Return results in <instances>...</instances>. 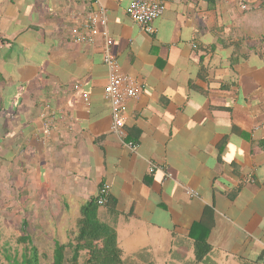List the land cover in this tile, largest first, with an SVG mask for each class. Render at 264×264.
<instances>
[{
  "label": "crops",
  "instance_id": "crops-1",
  "mask_svg": "<svg viewBox=\"0 0 264 264\" xmlns=\"http://www.w3.org/2000/svg\"><path fill=\"white\" fill-rule=\"evenodd\" d=\"M131 1L100 0L110 52L142 86L121 105L120 139L102 95L103 40H71L93 1L0 0L10 198L72 232L107 185L96 216L122 263L264 264V0H166L152 35L127 17ZM195 239L209 249L200 262Z\"/></svg>",
  "mask_w": 264,
  "mask_h": 264
},
{
  "label": "built area",
  "instance_id": "built-area-1",
  "mask_svg": "<svg viewBox=\"0 0 264 264\" xmlns=\"http://www.w3.org/2000/svg\"><path fill=\"white\" fill-rule=\"evenodd\" d=\"M92 1L97 7L85 16L80 27H73L71 29V40L75 43L89 45H92L97 37L103 40L102 64L106 68L107 77L102 95L110 108V132L122 139L124 133L122 131L123 117L121 105L127 100H135L139 96L142 86L121 72L116 58L110 52L111 40L106 31L107 20L105 12L100 6V0ZM165 1L166 0H133L127 6L125 13L142 32L147 35H152L154 33L152 22L163 14L165 10ZM241 8L244 10L245 6ZM81 98L84 104L88 103L87 96L83 95ZM44 127H51L49 120H45ZM127 147L134 150V146L130 143L127 144ZM154 171L162 174L165 179L168 178L161 168L150 166L148 172L153 173ZM184 191L190 198L197 196L196 192L191 189L185 188ZM108 196V186L101 185L95 197L96 206L104 207L108 201Z\"/></svg>",
  "mask_w": 264,
  "mask_h": 264
},
{
  "label": "rangeland",
  "instance_id": "rangeland-1",
  "mask_svg": "<svg viewBox=\"0 0 264 264\" xmlns=\"http://www.w3.org/2000/svg\"><path fill=\"white\" fill-rule=\"evenodd\" d=\"M4 162L0 159V264H22V256L28 255L30 246L36 249L37 264H51L53 244L70 240L73 231H69V227L72 228L73 224H66L63 230L59 217L35 211L31 213L29 209L22 208L21 199H11L6 190ZM21 238L27 241L21 242ZM80 255L79 264H82L85 253ZM66 256L69 258V251ZM28 257L32 258V255Z\"/></svg>",
  "mask_w": 264,
  "mask_h": 264
},
{
  "label": "trees",
  "instance_id": "trees-1",
  "mask_svg": "<svg viewBox=\"0 0 264 264\" xmlns=\"http://www.w3.org/2000/svg\"><path fill=\"white\" fill-rule=\"evenodd\" d=\"M96 209L95 199L81 207L75 231L72 232L73 237L65 245L53 246L51 264H79L82 252L86 256L82 264H123L116 246L114 231L97 220ZM20 241L25 242L27 239L21 238ZM194 241L195 261L200 262L209 249L203 241L196 239ZM67 251L69 258L66 256ZM27 252L32 258L25 255L22 264H37L36 249L30 246Z\"/></svg>",
  "mask_w": 264,
  "mask_h": 264
}]
</instances>
